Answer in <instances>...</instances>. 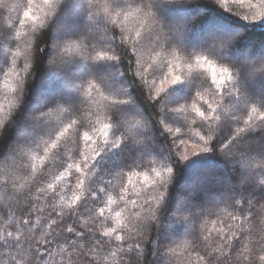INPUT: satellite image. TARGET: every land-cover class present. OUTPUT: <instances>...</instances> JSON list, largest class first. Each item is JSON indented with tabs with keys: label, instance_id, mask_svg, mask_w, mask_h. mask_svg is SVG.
I'll list each match as a JSON object with an SVG mask.
<instances>
[{
	"label": "snow or ice",
	"instance_id": "obj_1",
	"mask_svg": "<svg viewBox=\"0 0 264 264\" xmlns=\"http://www.w3.org/2000/svg\"><path fill=\"white\" fill-rule=\"evenodd\" d=\"M63 3L21 0L14 5L19 29L26 30L20 31L17 24L4 22L9 5L0 0V39L16 42L4 74L7 112L0 103V128L31 73L42 30ZM215 3L245 22L264 20V0ZM83 4L86 30L54 44L57 51L48 65L59 68L73 60L119 65L118 43L128 50L129 70L147 88V99L160 101L158 112L183 118L182 127L159 121L176 157L184 161L215 151L236 166L238 175L224 182L209 206L189 192L169 216L182 226L181 233L161 240L173 167L145 160L127 170L98 172L95 163L102 152L144 145L147 122L132 116L116 126V110L127 100L111 93L102 79L89 75L74 80L77 102L57 100L33 118L48 123L50 133L0 153V264H264V107L248 95L256 80H264V58L230 66L203 52L186 56L174 43L182 41L184 25L161 28L153 0ZM29 33L34 44L29 41L22 49L20 37ZM227 46L217 43L220 52ZM20 59L22 70L17 68ZM186 81L190 95L185 102L164 105L161 97L168 89ZM257 131L259 144L253 141Z\"/></svg>",
	"mask_w": 264,
	"mask_h": 264
},
{
	"label": "trees",
	"instance_id": "obj_2",
	"mask_svg": "<svg viewBox=\"0 0 264 264\" xmlns=\"http://www.w3.org/2000/svg\"><path fill=\"white\" fill-rule=\"evenodd\" d=\"M20 2L21 0H7L9 10L5 11L4 17L5 23L17 24V29H19V25L16 21L14 5ZM154 8L165 24L169 26L184 25L180 49L186 56L209 48L215 42L228 41L227 63L246 62L251 65L264 58V20L245 22L233 12L224 11L214 0H184V2L174 4L160 3L157 0ZM37 14L39 15V13ZM87 24L83 0H64L57 15L49 21L47 28L42 30L38 44L32 53L31 73L26 78L18 101L4 127L0 128V153L11 152L17 146L21 135H24L22 143H25L36 141L50 133L52 128L48 123L36 121L33 118L57 100L66 105L77 102L78 92L72 84L73 80L86 79L89 75L102 79L107 83L111 93L127 100L125 105H121L116 110V126H119L120 120L135 116L147 122V129L143 133L145 137L143 146L132 148L122 145L117 150H106L98 157L95 168L98 172H111L117 168L127 170L129 164L143 163L145 160H155L158 164L165 166L171 165L173 176L168 186L158 237L162 240L166 237L178 236L182 231V226L173 223L169 216L177 206L184 203V197L189 192H195L201 205L209 206L214 199L221 195L224 182L237 177L238 170L227 158L215 151L201 153L184 161H180L176 157L172 150L175 145H171V136L167 137L159 121L163 118L165 123L172 127H182L183 118L172 113L161 114L158 112L157 104L160 101L152 102L147 99V88L129 70L128 50L118 43L114 46L122 58L119 65L110 63L84 65L76 61L71 65L59 68L49 66L47 62L52 54L50 45L55 39L61 34L66 37L64 33L70 35L74 28H76L75 30H86ZM110 27L112 26L110 25ZM213 28H222L230 33L227 37L223 35L218 38L205 34V32L213 33ZM19 30L26 31L25 29ZM115 31L117 35L122 34V29L119 26L115 27ZM233 36L236 39H232ZM20 41L22 49L29 41L34 44L30 33L20 37ZM15 47L14 40L10 42L8 39H0V103L5 105V112H7V102L4 99L6 94L4 80L7 78L4 77V74L11 67L10 51ZM23 64V59L18 60V70H22ZM159 74V70H157L155 75ZM21 75H23L22 71ZM189 84L190 82L186 81L169 88L161 97L163 104L167 107H175L178 103L185 102V99L190 95ZM248 95L257 107H264V80H256L251 85ZM46 96H48L47 100H44ZM36 98L41 103L36 101ZM32 108L35 112L31 119L25 122L26 116ZM56 118H59V114H56ZM227 131L226 127L224 133L219 137V142L223 141ZM185 138H187V134ZM193 139L195 140L194 136ZM253 141L256 144L261 142L259 131L253 134ZM183 147H186L189 152L192 151L187 145Z\"/></svg>",
	"mask_w": 264,
	"mask_h": 264
},
{
	"label": "clouds",
	"instance_id": "obj_3",
	"mask_svg": "<svg viewBox=\"0 0 264 264\" xmlns=\"http://www.w3.org/2000/svg\"><path fill=\"white\" fill-rule=\"evenodd\" d=\"M158 2H160V3H167V4H174V3H181V2H184V0H158ZM214 2H215V0H214ZM153 3H154V5H155V3H157V0H153ZM153 11H154V13H155V15L158 17V19H159V21H160V25H161V28H163V29H165V30H167L170 26L169 25H167V24H165L163 21H162V19L157 15V12H156V10H155V8L153 7ZM86 19H87V17H86ZM224 42H228V41H224ZM58 42L57 41H54L51 45H50V47H51V50H52V53H54V52H56L57 51V49H55V48H53V45L54 44H57ZM174 43H175V46L177 47V48H180V41H174ZM217 43L218 42H215V43H213V44H211L210 46H209V48H206V49H203V50H201L200 52H203V53H207L208 55H210V56H213L214 58H216V59H218L220 62H222V63H227L226 62V57H227V47L222 51V52H220V51H218V49H217ZM76 62V60H73V61H71L70 63H68V64H66V65H71V64H73V63H75ZM81 64H84V65H89L90 64V61L88 62V64H86V63H84V62H82V61H79ZM48 63V62H47ZM229 65L230 66H232V65H235V63H229ZM65 66V65H64ZM233 70L235 71L236 70V67H233ZM74 81V80H73ZM200 81H198V83H199ZM78 92V91H77ZM78 95H79V93H78ZM158 110V109H157ZM129 118H131V117H129ZM169 186V185H168ZM167 186V187H168ZM161 190H163V189H161ZM170 215H171V213H170Z\"/></svg>",
	"mask_w": 264,
	"mask_h": 264
},
{
	"label": "rangeland",
	"instance_id": "obj_4",
	"mask_svg": "<svg viewBox=\"0 0 264 264\" xmlns=\"http://www.w3.org/2000/svg\"><path fill=\"white\" fill-rule=\"evenodd\" d=\"M75 29L76 28L72 29L71 31L73 32ZM228 33H230V31H226L225 29H222V28H213V33L205 32V34H208V36L215 37V38L221 37L223 35H226L225 37H227L229 35ZM64 34L66 35V37L68 36V33H64ZM64 38H65L64 35L61 34V36H58L55 39V41L59 42V41L63 40ZM47 97L48 96H46L44 100H47ZM35 100L38 101L39 103H41V101H39L37 98ZM34 112H35L34 108H32V109L29 110L28 115L26 116V121L25 122H28L29 119H31V117L34 114ZM23 130H24V125H23ZM23 139H24V135H21V137H19V140H18V144L17 145L21 144L22 141H23ZM189 148L191 149V147H189Z\"/></svg>",
	"mask_w": 264,
	"mask_h": 264
}]
</instances>
